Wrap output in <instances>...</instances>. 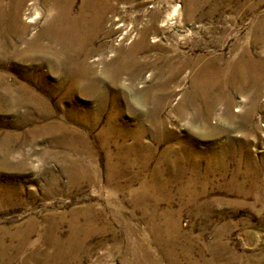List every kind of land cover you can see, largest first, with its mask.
Returning a JSON list of instances; mask_svg holds the SVG:
<instances>
[{"label":"rangeland","instance_id":"1","mask_svg":"<svg viewBox=\"0 0 264 264\" xmlns=\"http://www.w3.org/2000/svg\"><path fill=\"white\" fill-rule=\"evenodd\" d=\"M161 1H125L124 6L128 13L122 20L127 25L131 20L134 22L128 30L135 27L140 31L144 27L143 13L152 11L150 7ZM176 1L183 12L189 2L198 4L195 20L189 25L199 26L201 31L196 36L199 44L193 51L190 50L191 44L183 45L186 53L201 55L204 61L209 58L235 61L244 52L255 57L264 56V44H253L258 22L264 17V0ZM79 3L78 0L75 10ZM165 10V7L161 8L159 18L165 16ZM124 28L122 26L118 31ZM119 34L115 33L111 38L100 35L95 44L104 49L108 42L118 39ZM13 62L9 58L4 66L0 65V72L6 75L5 82L14 88L22 84L27 85L38 93V96L46 98V104L49 106L46 111L52 113L45 115V109L40 110L26 103L11 109L10 102L16 98L17 93L4 96L0 89V149L2 142H8L12 149L10 155L0 157V163L18 167L0 171V190L7 187L16 189L15 193L17 192L15 195L9 194L12 196L0 197V238L4 245H15L18 240L14 234L20 228H26L31 220H34L36 225L32 242H37L45 231L49 232L51 237L54 235L56 241H62L70 232V213L74 210L81 211L88 206L103 212L108 220L114 223L118 234L116 242L110 233L92 237L87 242V245L91 246V253L68 255L64 258L54 257V250L45 245H33L27 241L20 252L15 250L10 253V264H44L47 261V264H141V254L134 251L141 243L149 245V264H187L188 260L182 255L186 245L191 252V261L197 264H264V93L252 110V121L244 124L242 118L250 110L249 103L247 100L241 103L242 95L230 90L229 96L233 100L232 112L239 120L232 127L226 124L223 107L218 106L209 116L212 131L210 134L214 135L221 130L224 133L217 137L203 136L197 145L202 150L215 146L221 151L246 141L247 152L257 160L261 168L256 179L259 189L256 188L247 194L239 193L230 187L238 168L241 169L238 181L243 183L246 180L243 174L246 166L245 153L241 152L238 146L236 150L239 152L235 157H226L223 161L215 159L211 163L216 169H219L222 163L225 172L215 171L206 177L209 181L207 190L198 194L197 203L187 204L188 197L179 192L178 181L172 191H157V197L153 196L155 190L153 192L151 188L149 195L153 197L150 204L135 208L131 203V193L141 192L140 187L144 183L150 186L152 183L163 185L167 180L165 165H161L162 172L159 174L154 172L159 166L158 156L161 152L175 143L174 141L193 140L190 129L194 125V110L188 109L185 115L175 111L182 97L191 89L190 80H186L183 89L172 94L167 106L156 114L165 122L166 129L173 134V139L160 141L158 130L154 135L148 133L142 136V144L149 147L153 155L147 164L141 165L134 163L132 154L126 158H114L119 151L123 152L137 142L132 130H136L140 123L144 124V128L151 126L147 122L148 112L140 108V98L137 94H132L128 99L122 96V100H119L120 111L118 110L119 117H116L115 129L119 134L126 131L129 134L127 139H113L107 130L108 119L115 116L109 106L112 97L106 100L104 110L98 113V125L94 128L88 127L86 124L67 119L64 114L65 104L61 103L60 109L58 108L59 102L63 101V92L55 95L44 93L40 89L42 75L45 76V83L52 86L58 80L61 81L63 75L53 72L50 75L49 71L52 70L49 65L40 61L37 64H30L26 59L18 61V64ZM103 67L104 65L98 69L102 70ZM150 70H146V74L139 78L136 85L138 90L155 82L156 79H145ZM23 72H26L27 78ZM71 103L82 112L87 121L89 117L86 115H89L90 110L95 112L99 109L100 100L73 95ZM240 106L241 111L235 112ZM57 123L65 124L68 133H59L55 137L42 131ZM65 157L82 163L85 171L86 167L90 168V175L96 179V183L86 182L80 175L72 180V176L64 170L61 163ZM199 164L203 177V171L209 163L202 159ZM110 165H115L116 177L108 185L107 172ZM81 173H84L83 170ZM246 186H249L248 183ZM200 187L201 184L197 187L199 192ZM167 195L171 196L170 200ZM156 202L158 206L154 207ZM52 215L55 217L51 224H46V219H51ZM62 215L66 218L60 220ZM172 222L177 223L181 235L176 249L168 244L170 240L165 234V227ZM150 226L153 230H150ZM249 232L255 234V241L246 238L245 234ZM84 245L86 249V240Z\"/></svg>","mask_w":264,"mask_h":264},{"label":"bare ground","instance_id":"2","mask_svg":"<svg viewBox=\"0 0 264 264\" xmlns=\"http://www.w3.org/2000/svg\"><path fill=\"white\" fill-rule=\"evenodd\" d=\"M77 1L0 0V65L4 66L9 58L15 64L26 59L30 64H37L40 61L49 65L52 70L49 71L50 75L53 72L63 77L61 81L58 80L52 86L45 83V76L42 75L39 83L40 89L44 93L55 95L63 92V101L59 102L58 108L60 109L61 103L65 104L64 114L67 119L86 124L91 128L98 125V113L104 110L106 100L112 97L109 106L115 116L108 119L107 130L109 134H112L113 139H127L129 134L127 131L119 134L115 129L116 117L117 115L119 117V100H122V96L128 99L132 94H137L140 98V108L148 112L147 122L151 126L144 128V124L140 123L136 130H132L137 142L133 146H128L127 150L119 151L114 158H126L132 154L134 163L141 165L147 164L153 155L152 150L142 144V136L148 133L154 135L158 130L160 141L173 139V134L166 129L165 122L156 114L167 106L172 94L179 93L186 80H190L191 89L182 97L175 111L185 115L188 109L194 110L192 117L194 125L190 129L193 140L174 141L175 143L161 152L158 156L159 166L154 172L159 174L162 172L161 165H165L166 182L163 185L152 183L151 186L144 183L140 187L141 192L130 194L132 206L135 208L147 206L151 202V197L155 195L157 197V191L162 189L172 191V187L178 181H180L179 192L188 197L187 204L197 203L198 194L207 190L209 181L206 177L215 171L225 172L221 162L219 169L211 166V163L215 159L223 161L226 157H235V154L239 152L236 150L238 146L239 150L245 153L246 166L243 174L246 180L243 183L238 181L241 173V169L238 168L234 179L230 182V187L239 193L247 194L256 188L259 189L256 179H258L261 168L257 160L247 152L248 145L245 140L244 143L231 145L228 149L221 151L215 146L202 150L197 145L199 141H202L203 136L217 137L224 133L221 130L215 132L214 135L210 134L212 131L209 116L218 106L223 107L226 124L232 127L239 120L232 112L233 100L229 96L230 90H235L242 95L241 103L246 100L249 103L250 110L243 116L242 122L246 124L252 121V110L258 105L264 93V56L255 57L244 52L235 61L234 59L225 61L222 60L223 58H209L204 61L201 55L186 53L183 45L191 44L190 50L193 51L199 44L196 37L201 31L198 29L199 26L189 25L195 20L197 2H189L188 6L186 4L185 12L181 11L176 0H162L155 3L154 7H150L152 11L143 13L144 27L138 31L135 27L128 30V27L134 23L132 20L128 25L122 20L128 13L124 6L125 1L134 0H79V7L75 10ZM162 6L166 8L165 16L159 18L158 13L161 8H164ZM121 23L125 28L118 31L122 27L119 26ZM256 29L253 44H264V17L259 20ZM115 33H120L118 39L108 42L104 49L95 44L100 35L111 38ZM149 52L152 54L149 55ZM102 65H104L103 69L99 70L98 68ZM148 69H151V72L145 79L147 81L156 80L142 90H138L137 82ZM22 74L28 77L26 72ZM5 78V73L0 72L2 94L8 96L17 93L16 98L10 102L11 109L26 103L40 110L45 109V115H51V111H46L49 107L46 104L48 102L46 98L38 96V93L27 85L22 84L14 88L5 82ZM73 95H84L87 99L99 98V109L95 112L88 111L89 115L86 117L89 118L86 121L82 112L71 103ZM237 108L235 112H240L242 106ZM42 131L55 137L59 133H68L63 123L48 126ZM2 145L0 157L10 155L12 149L8 142H2ZM262 148L264 149V144ZM202 159H206L209 163L203 171V177L199 164ZM61 163L64 170L72 176V180L80 175L86 182L96 183V179L90 175V168L86 167L85 171L82 163L71 161L66 157L61 160ZM17 168L15 165L6 166L0 163V171ZM109 171L107 172L108 185L116 177L115 165H110ZM247 183L249 186H246ZM199 184H201L200 192L197 190ZM151 188L153 192L155 190L153 196L149 195ZM262 189L264 191V187ZM15 190L3 187L0 190V197L12 196L9 195L11 193L15 195L17 193ZM167 196L170 200L171 196ZM157 206L156 202L154 207ZM54 217L47 218L46 224H51ZM65 218V215H62L59 219ZM35 227V221L31 220L26 228L17 230L14 237L18 242L15 245H4L0 238V264H10V253L12 254L15 250L20 252L27 241L33 245L36 243L45 245L54 250V257L64 258L68 255L91 253V246L87 245V242L92 237L105 236L110 233L113 241L116 242L118 234L114 223H111L103 212L95 211L92 206L70 213V232L62 241H56L54 235L51 237L50 233L45 231L39 236L37 242H32ZM149 228L153 230L151 226ZM130 231L129 229L128 232ZM165 234L170 240L168 244L176 249L178 238L181 236L177 223H168L165 227ZM245 236L252 241L256 240L253 232L246 233ZM84 240H86V249ZM134 251L141 254V264H149L148 243H141ZM182 255L185 260H188L187 264H197L191 261V252L187 245L184 246ZM173 264L179 263L173 262Z\"/></svg>","mask_w":264,"mask_h":264}]
</instances>
